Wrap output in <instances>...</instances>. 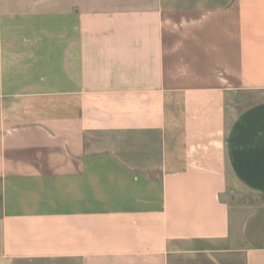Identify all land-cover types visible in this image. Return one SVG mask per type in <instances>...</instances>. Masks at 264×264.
<instances>
[{
  "label": "crops",
  "instance_id": "crops-1",
  "mask_svg": "<svg viewBox=\"0 0 264 264\" xmlns=\"http://www.w3.org/2000/svg\"><path fill=\"white\" fill-rule=\"evenodd\" d=\"M0 264H264V0H0Z\"/></svg>",
  "mask_w": 264,
  "mask_h": 264
}]
</instances>
